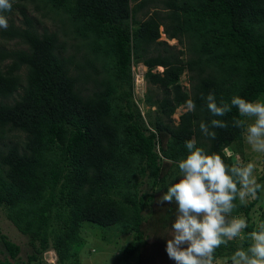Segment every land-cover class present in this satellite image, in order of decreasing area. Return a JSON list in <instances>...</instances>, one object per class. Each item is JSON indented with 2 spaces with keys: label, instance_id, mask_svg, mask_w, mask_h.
<instances>
[{
  "label": "trees",
  "instance_id": "16d2710c",
  "mask_svg": "<svg viewBox=\"0 0 264 264\" xmlns=\"http://www.w3.org/2000/svg\"><path fill=\"white\" fill-rule=\"evenodd\" d=\"M28 4L61 15L63 33L82 39L79 59L66 54L57 32L38 29ZM3 14L9 26L0 29V207L28 239L29 262L42 264L53 250L56 264H81L84 222L134 236L122 256L139 255L150 229H171L176 204L157 199L178 177L168 161L186 156V140L195 137L229 164L242 153L243 130L231 123L243 119L238 109L213 117L206 97L214 93L218 104L235 95L264 99V0H13ZM160 28L181 49L158 41ZM137 64L146 69L144 103L154 108L145 117L133 98ZM185 72L189 91L180 84ZM189 98L195 112L175 124L172 116ZM211 119L229 125L213 129L215 140L199 129ZM13 133L21 140H10ZM232 147L229 157L224 149ZM142 184L150 192H141ZM258 195L234 213L249 219L246 231L256 223ZM0 242L8 254L0 264H13L20 247L4 235Z\"/></svg>",
  "mask_w": 264,
  "mask_h": 264
},
{
  "label": "clouds",
  "instance_id": "9594fccd",
  "mask_svg": "<svg viewBox=\"0 0 264 264\" xmlns=\"http://www.w3.org/2000/svg\"><path fill=\"white\" fill-rule=\"evenodd\" d=\"M12 7L13 0H0V29L8 28L3 13L11 12ZM206 107L213 117H223L236 107L243 119L233 117L232 126L243 130V139L253 153L264 155V99L248 101L235 95L230 103L221 100L218 104L210 92ZM181 108L191 113L196 105L189 98ZM228 126L222 119L199 123L202 136L208 140L216 139L213 129ZM185 148L184 158L168 161L177 165L179 174L157 199L160 204H176L171 236L166 240L168 259L173 264H264V220L246 231L249 219L234 214L238 206L258 200V194L264 192V183L258 182V164L254 160L244 162L239 155H234L235 161L229 164L220 153L198 146L195 137L185 141ZM230 243L235 244L234 250L218 255V250L228 248Z\"/></svg>",
  "mask_w": 264,
  "mask_h": 264
},
{
  "label": "rangeland",
  "instance_id": "374dc122",
  "mask_svg": "<svg viewBox=\"0 0 264 264\" xmlns=\"http://www.w3.org/2000/svg\"><path fill=\"white\" fill-rule=\"evenodd\" d=\"M26 11L29 15L33 16L36 21L39 22L38 29H46L49 32H57L59 38L65 42L66 54L75 55L79 59L76 46L82 43V39L78 38L73 33H63L64 30L61 28L62 24L59 20L60 16L54 15L53 12L49 11L48 8L35 10L34 4H28ZM49 11V12H48ZM48 15L44 17L42 14L47 13ZM12 18L16 21L21 20L20 15L16 12ZM66 30L70 28L68 25L64 27ZM70 30V29H69ZM162 28H160V38L158 41H164L167 45L176 48V50L181 49L176 40H168L164 34H162ZM70 32V31H69ZM6 49H15L18 48L15 45V42H4L2 41ZM22 48H25L24 46ZM9 63L8 61L4 64ZM3 64V65H4ZM146 69L142 64L133 65L132 74L134 81V100L137 106L140 108L141 114L145 117L146 113L149 110L148 105L144 103L145 96L148 95V85L143 79V75ZM157 72H162V68L157 67ZM180 84L183 89L189 91V82L187 80V74H185L180 79ZM154 93L156 89H154ZM153 93V94H154ZM160 93V92H159ZM150 95V94H149ZM11 103V102H10ZM152 108L149 111H153ZM184 113L183 109L178 108L172 119L175 124L178 123L179 116ZM16 135V134H15ZM14 133L11 134L10 140L15 142L20 141L21 137L15 136ZM8 142V141H6ZM235 148V147H234ZM242 153L235 152L233 147L228 150V152L234 153V155H239L244 162L249 160H254L258 164V177H261L264 169L263 156L261 154L253 153L250 147L245 143L244 139L242 140ZM261 183H264L262 181ZM150 187L147 184L140 185L141 192H150ZM155 191V189H154ZM264 205V192H261V200L253 208L254 213H251V218L258 222V216L260 214V206ZM253 212V211H252ZM151 237L147 239V245L141 248L139 255H134L129 257L127 260L123 259L122 249L126 247L129 243H136L135 238L132 235H127L119 233L117 230L105 229L96 224L90 222H84L81 225V235L84 238V246L81 249L79 259L81 264H173V261L169 260L165 252L166 240L171 236V229L165 231H156L150 229ZM156 233V234H154ZM6 236L10 241L15 243L20 247V253L18 256L10 260L13 264H31L28 260V255L31 252V249L28 245V239L21 235L17 229L10 223L6 218L4 209L0 207V236ZM53 250L46 251L42 256V264H56V257ZM8 258V254L4 251V248L0 242V261H4Z\"/></svg>",
  "mask_w": 264,
  "mask_h": 264
},
{
  "label": "bare ground",
  "instance_id": "6f19581e",
  "mask_svg": "<svg viewBox=\"0 0 264 264\" xmlns=\"http://www.w3.org/2000/svg\"><path fill=\"white\" fill-rule=\"evenodd\" d=\"M54 257V256H53Z\"/></svg>",
  "mask_w": 264,
  "mask_h": 264
}]
</instances>
